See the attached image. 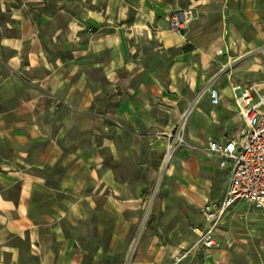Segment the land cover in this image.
<instances>
[{"label":"crops","instance_id":"0c3cea01","mask_svg":"<svg viewBox=\"0 0 264 264\" xmlns=\"http://www.w3.org/2000/svg\"><path fill=\"white\" fill-rule=\"evenodd\" d=\"M197 1L202 18L206 13L212 17L213 11L220 8L224 19L218 30L224 33L225 42L231 47L264 46V0ZM158 7L153 11L143 5L144 12L128 28L124 25L127 11L119 9L109 19L121 20L124 27L119 26L110 34L100 32L91 39L79 35L72 25L65 41L72 48L67 61L59 57L51 59L53 42H42L34 37V29L22 24L24 39L12 41L10 45L16 53L4 67L0 66V264H81L84 256L63 231L65 219L77 218L74 210L85 208V193L95 183V177L100 176L103 186L124 191L115 181L113 171L100 166L102 156L95 149V136L101 122L91 112L94 98L104 95L106 87L114 93L127 91L133 98L127 105L131 112L144 107L149 97L162 91L174 94L180 90L176 65L167 70L165 87L143 62L132 60L134 53L127 46L129 40L139 39L138 33H145V27L150 30L155 18L161 15L170 18L175 12L165 3ZM86 21L89 23V16ZM95 24L99 26L100 22ZM29 38L31 51L26 56L24 45ZM130 49L135 48L130 46ZM251 62L246 57L245 64ZM248 68L246 74H237L233 80L230 77L217 85L220 103L213 106L210 98L209 102H200L190 120L189 142L205 147L208 155L188 150V159L179 175L182 183L174 188L173 197L201 205V220L190 230V238L196 243L192 228L206 225L202 208L208 201L225 195L230 177V166L221 169L220 161L206 151L208 144L226 143L238 135L243 125L231 85L245 90L253 83L259 88L264 84L263 81L243 83V79L252 77ZM212 71H204V78ZM201 85L199 80L197 88ZM193 91L183 90L180 94L190 98ZM227 95L232 103L227 101ZM117 108L116 113L127 109L124 105ZM162 146L164 151L166 142ZM107 147L120 157L115 144ZM221 170L225 172L220 174ZM215 235L218 242V229ZM154 243L150 239L140 246L135 264H233L226 251H218L216 247L204 252L199 245L197 251L203 263L196 255L176 262L180 254L188 252L187 246L160 248Z\"/></svg>","mask_w":264,"mask_h":264},{"label":"rangeland","instance_id":"374dc122","mask_svg":"<svg viewBox=\"0 0 264 264\" xmlns=\"http://www.w3.org/2000/svg\"><path fill=\"white\" fill-rule=\"evenodd\" d=\"M164 3L173 7V11L194 10L187 33L180 36L173 32L169 17L161 15L150 24V30L145 27V33H138L139 39L129 40L127 46L134 53L132 60L143 62L165 87L167 70L176 65L180 90L174 94L162 91L149 97L144 107L131 112L127 105L133 98L127 91L114 93L106 87L104 95L94 98L91 112L101 122L95 136V149L102 156L100 166L113 171L115 181L124 191L103 186L100 176L95 177V183L90 184L85 193V208L74 210L77 218L65 219L63 231L84 256L81 264H135L140 246L150 239L160 248L187 246L186 261L196 255L203 263L197 243L190 238L191 227L201 220V205L173 197V190L182 183L179 175L188 159V150L208 154L205 147L200 148L188 140L191 119L186 126L185 143L176 150L166 173L163 166L166 149L163 151L162 145L164 142L168 145L169 133L203 89L223 84L230 77L233 80L237 74H246L247 67L252 77H246L243 83L264 82V46L258 49L231 47L225 42L224 33L218 30L224 19L220 8L213 11L212 17L206 13L202 18L197 0H0L1 67L16 53L10 45L12 41L24 39L22 24L34 29V37L42 42H53L51 59L59 57L67 61L72 48L65 45V41L72 25L79 35L91 39L100 32L110 34L119 26L124 27L121 20L109 19L119 9L127 11L124 25L128 28L138 14L144 12L143 5L154 11L156 5L159 9ZM97 17L100 21H96ZM219 35L222 38L219 39ZM31 42L30 38L25 40L26 56L31 51ZM254 56L256 58L251 60ZM246 57L252 61L251 65L245 64ZM210 69L212 73L204 78V71ZM199 80L202 85L197 88ZM188 89L194 90L190 98L180 94ZM227 101L232 103L228 95ZM201 102H209L208 93ZM118 105L127 109L116 113ZM112 144L119 149L120 157L107 147ZM217 229L218 251H226L233 264H263L264 208L236 205ZM173 261L176 263L177 259Z\"/></svg>","mask_w":264,"mask_h":264},{"label":"built area","instance_id":"2783aa9c","mask_svg":"<svg viewBox=\"0 0 264 264\" xmlns=\"http://www.w3.org/2000/svg\"><path fill=\"white\" fill-rule=\"evenodd\" d=\"M194 19L191 8L173 12L169 18L170 29L184 36ZM234 102L243 125L238 135L226 143L210 141L207 152L216 157L221 169L230 166V177L225 195L219 200L208 201L202 208L206 225L194 226L193 235L204 252L218 247L216 231L223 219L235 205L244 203L257 209L264 208V84H250L245 90L231 85ZM208 93L211 104L217 106L221 96L219 89L211 85L203 89L182 114L180 121L168 135L163 166L169 169L176 150L185 143L186 126L204 95ZM179 255L176 259L185 258ZM264 264V262H263Z\"/></svg>","mask_w":264,"mask_h":264}]
</instances>
